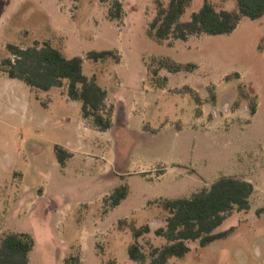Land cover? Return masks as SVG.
<instances>
[{"label": "rangeland", "instance_id": "obj_1", "mask_svg": "<svg viewBox=\"0 0 264 264\" xmlns=\"http://www.w3.org/2000/svg\"><path fill=\"white\" fill-rule=\"evenodd\" d=\"M114 0H0V62L8 45L28 48L45 41L71 58L108 90L113 126L102 132L82 117L81 103L64 89H30L0 71V241L28 233L35 242L30 264H135L134 242L120 219L151 232L139 238L145 253L165 240L155 230L166 213L151 202L191 197L222 176L251 182V208L234 211L215 232L227 238L190 251L168 264H264V16L243 17L228 35L191 36L158 44L147 35L155 0H119L124 16H108ZM167 3L169 0H163ZM218 10L233 0H210ZM193 0L183 20L199 10ZM113 50L120 62L95 63L90 51ZM152 57L194 63L193 72L171 73L165 88L150 80ZM236 74L238 76H236ZM227 77H229L227 79ZM190 86L203 97L176 92ZM215 86L217 102L209 88ZM255 98L257 111L250 110ZM72 153L59 163L55 148ZM128 185L115 208L110 195Z\"/></svg>", "mask_w": 264, "mask_h": 264}, {"label": "trees", "instance_id": "obj_2", "mask_svg": "<svg viewBox=\"0 0 264 264\" xmlns=\"http://www.w3.org/2000/svg\"><path fill=\"white\" fill-rule=\"evenodd\" d=\"M233 1V8L218 10L210 0H204L199 10L192 12L188 20H183L193 0H169L167 3L155 0L156 15L148 25L147 35L158 44L169 39L187 41L191 36L228 35L237 29L243 17L256 20L264 16V0ZM108 16L111 20L123 18V3L114 0ZM8 50L10 56L0 62V71L8 78L20 80L32 90L64 89L69 99L81 103L82 117L85 120L102 132L112 128L115 108L108 104V90L97 82L95 76L90 78L84 73L82 57L69 58L50 41H45L42 46L36 44L28 48L9 44ZM87 57L95 63L109 60L120 62V55L113 50H93ZM196 68L194 63H179L165 57H152L148 63L150 80L160 88H165L168 82L167 77L160 76L161 70L178 73L193 72ZM176 92L189 94L198 106L197 116L202 114L203 97L198 91L185 86ZM208 92V101L216 103L215 86L209 88ZM242 95L245 99H250L248 94ZM257 106L256 99L251 98L250 110L253 115ZM55 151L59 163L65 167L72 153L61 146H56ZM254 190V185L249 181L222 176L191 197L161 198L151 202L166 213L165 225L155 230V235L166 242L161 246H152L148 254L142 249L139 238L151 232L150 224L137 227L127 219H120L119 227L129 228L134 238L128 248L130 260L135 264H168L172 259L186 256L191 249L189 242H198L200 247H206L215 240L227 238L235 231V227L222 232L215 230L234 211L250 210ZM128 194V185L117 187L110 195V206L117 207ZM262 213L264 207L257 211L259 215ZM34 246V239L28 233L6 234L0 241V264H30L29 253ZM106 264L117 262L110 259Z\"/></svg>", "mask_w": 264, "mask_h": 264}]
</instances>
